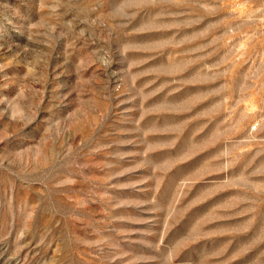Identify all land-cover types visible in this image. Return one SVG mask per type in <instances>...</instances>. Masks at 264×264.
Returning <instances> with one entry per match:
<instances>
[{
    "label": "rangeland",
    "instance_id": "1",
    "mask_svg": "<svg viewBox=\"0 0 264 264\" xmlns=\"http://www.w3.org/2000/svg\"><path fill=\"white\" fill-rule=\"evenodd\" d=\"M0 264H264V0H0Z\"/></svg>",
    "mask_w": 264,
    "mask_h": 264
},
{
    "label": "built area",
    "instance_id": "2",
    "mask_svg": "<svg viewBox=\"0 0 264 264\" xmlns=\"http://www.w3.org/2000/svg\"><path fill=\"white\" fill-rule=\"evenodd\" d=\"M256 126H254L253 128H255Z\"/></svg>",
    "mask_w": 264,
    "mask_h": 264
}]
</instances>
